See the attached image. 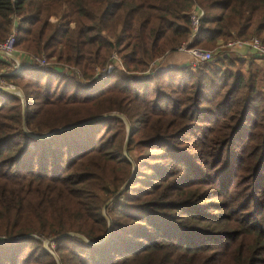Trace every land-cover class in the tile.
<instances>
[{
    "label": "trees",
    "instance_id": "1",
    "mask_svg": "<svg viewBox=\"0 0 264 264\" xmlns=\"http://www.w3.org/2000/svg\"><path fill=\"white\" fill-rule=\"evenodd\" d=\"M12 22L48 63L0 73V264H264V69L135 74L186 41L264 43V0H0V41Z\"/></svg>",
    "mask_w": 264,
    "mask_h": 264
},
{
    "label": "built area",
    "instance_id": "2",
    "mask_svg": "<svg viewBox=\"0 0 264 264\" xmlns=\"http://www.w3.org/2000/svg\"><path fill=\"white\" fill-rule=\"evenodd\" d=\"M202 11L200 8L195 7L189 13V27H190V37L194 35L197 30L199 17ZM14 39H15V28L14 22L10 26L9 32L6 36L0 41V52L6 54L10 57V53H12L14 49ZM189 42H182L178 46V50L185 51L189 54L190 60L188 63L191 66H195L198 61L201 60H212L215 58V53H227L234 49L235 47L244 46L247 51L256 57H259L264 60V43L257 36L251 35L245 38H234L226 40L225 42L216 44L214 49H204L197 45H188ZM116 57L115 55H113ZM12 58V63L14 65V69L21 63H29L32 65H45L48 63L46 57L43 54L29 53L26 55L21 54V62L17 58ZM20 66V65H19ZM102 74V73H100ZM0 82H2L0 80ZM11 84H7L4 86H10Z\"/></svg>",
    "mask_w": 264,
    "mask_h": 264
},
{
    "label": "rangeland",
    "instance_id": "3",
    "mask_svg": "<svg viewBox=\"0 0 264 264\" xmlns=\"http://www.w3.org/2000/svg\"><path fill=\"white\" fill-rule=\"evenodd\" d=\"M51 18H53V17H51ZM16 30V29H15ZM15 33H16V31H15ZM252 35H254V36H257V37H261V35L262 34H255V33H253ZM251 36V35H250ZM197 46H199V47H201V48H204V49H214L215 48V44H213V43H204V44H200V45H197ZM14 48L15 49H18L19 47L18 46H14ZM19 51H20V53H22V55L24 56V55H26V53H25V51L24 50H20V48L18 49ZM1 53V52H0ZM12 53H10V56L11 57H13L12 55H11ZM225 54L226 53H221V54H218V53H215V58H219V57H224L225 56ZM113 55H115L116 56V54H114V53H112L110 56L112 57H110V59H112V62L115 64V65H117V66H120V62H119V59L117 58V56L116 57H114ZM179 55H181L180 56V58L182 57V56H184L185 58H186V55H185V53H184V55H183V52H181V51H169V52H166L165 54H163L161 57H158L155 61H152L151 63H150V65H149V68H147V69H143L142 71H137V72H135V74H137V75H146L147 73H151V72H153V71H155V70H157V69H160V68H163V67H166V66H168V65H170V64H173V63H176L177 62V56L179 57ZM224 55V56H223ZM248 57V56H247ZM247 57H245V58H242L243 59V61H247L248 62V60L249 59H254V61L253 62H249V63H251L250 64V66H251V71H253V70H255V69H257L258 70V76H259V69L261 68V69H264V60L263 59H261V58H259V57H256L255 55H249V57L247 58ZM13 58H16V57H13ZM248 59V60H247ZM0 60L1 61H5L6 62V68H8V66H10V65H12L13 63H12V61H10V60H12V58H10L9 57V59L6 57L5 58V60H3V59H1L0 58ZM181 60V59H180ZM182 61H183V59H182ZM246 64H248V63H246V62H244V64H240V63H237V64H235L234 66H233V68H240L241 69V71H244L245 70V68H247V66L248 65H246ZM20 65V64H19ZM18 65V66H19ZM21 65H22V63H21ZM249 66V67H250ZM261 66H263V67H261ZM4 68V69H3ZM5 68V66H2L1 67V71H0V73H2L3 71L4 72H8V69H6ZM18 68H20V66L18 67ZM17 68V69H18ZM6 69V70H5ZM150 69V70H149ZM3 70V71H2ZM103 72H104V69H99V68H95V73L97 74V73H102L103 74ZM1 75V74H0ZM2 82H0V86H4V85H7V84H9V83H7L6 81H4V80H1ZM256 84H259L260 83V81H259V78H257L256 80ZM232 189H233V187H232ZM231 189V190H232ZM230 190V191H231ZM223 197H215L214 198V200L215 201H219V199H221L220 200V202H227V200H223L222 199ZM229 198V197H228ZM234 210H235V212H234V215L235 216H238L239 214H240V212H244V211H240V210H238V208L237 207H235L234 208ZM257 218L262 222V224L264 225V211H263V208H260L258 211H257ZM239 224V223H238ZM48 242H49V239L47 240V239H43L42 240V243H43V245L47 248V249H49V246H48Z\"/></svg>",
    "mask_w": 264,
    "mask_h": 264
},
{
    "label": "crops",
    "instance_id": "4",
    "mask_svg": "<svg viewBox=\"0 0 264 264\" xmlns=\"http://www.w3.org/2000/svg\"><path fill=\"white\" fill-rule=\"evenodd\" d=\"M14 28H15V26H14ZM230 53H234L235 54V56L236 57H238V58H245V57H249V55H252L251 53H249L248 51H247V49H246V47H244L243 45L242 46H239V47H235L234 49H232L231 51H229V54ZM21 54L22 53H20V51L18 50V49H13V51H12V56L13 57H16L20 62H21V60H22V58H21ZM185 55H186V58L184 57V56H182L181 58L180 57H178L177 56V63H179V64H181V63H183V62H187V59H188V54L187 53H185ZM8 58L9 59V56L8 55H6V54H3V53H0V58L1 59H3V60H5V58ZM11 57V56H10ZM247 57V58H248ZM181 59V60H180ZM182 59H183V61H182ZM248 60V59H247ZM254 60V59H253ZM246 63H248V62H250L249 60H248V62L247 61H245ZM19 67V66H18ZM20 67H21V64H20ZM6 69H8V72H11V71H16V70H18L17 69V67L14 69V65L12 64V65H10V66H8V68H6ZM5 69V70H6Z\"/></svg>",
    "mask_w": 264,
    "mask_h": 264
},
{
    "label": "water",
    "instance_id": "5",
    "mask_svg": "<svg viewBox=\"0 0 264 264\" xmlns=\"http://www.w3.org/2000/svg\"><path fill=\"white\" fill-rule=\"evenodd\" d=\"M0 87H1V88H4V89H9V90H12V91H16V87H14V86H12V85H10V86H0ZM16 93H17V92H16ZM17 94H18V93H17ZM109 114H110V113H109ZM97 117H98V116H97ZM97 117H92V118H89V119H87V120H85V121H82V122H86V121H88V120H92V119L97 118ZM76 124H78V123L65 125V126H63V127H58V128L52 129V130H50V131H48V132L41 133V134H37V136H47V135L51 134L52 132H54V131H56V130H58V129H60V128H65V127L73 126V125H76Z\"/></svg>",
    "mask_w": 264,
    "mask_h": 264
}]
</instances>
